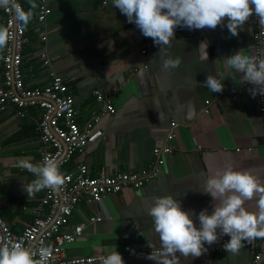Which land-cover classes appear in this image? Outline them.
I'll return each instance as SVG.
<instances>
[{
  "label": "crops",
  "instance_id": "obj_1",
  "mask_svg": "<svg viewBox=\"0 0 264 264\" xmlns=\"http://www.w3.org/2000/svg\"><path fill=\"white\" fill-rule=\"evenodd\" d=\"M48 3L47 50L53 64L44 66L35 53L26 52L25 81L44 87L50 84L52 71L65 76L81 126L94 111L101 110L95 89L111 96L117 107L115 114L102 118L104 135L89 145L83 156L74 155L63 172L74 170L82 160L92 176L138 171L151 164L156 147H172L170 154L163 155L165 164L158 176L142 188L109 194L100 203L85 198L78 204L65 231L72 233L78 224H85V228L81 237L67 245L68 257L100 255L114 249H151L150 244L159 248L147 213L153 198L173 195L184 210H195L198 216L207 209L211 214L214 201L203 188L205 180L217 171L229 167L249 171L264 183L259 94L253 97L249 92L253 86L241 82L242 74L229 71L225 65L226 56L240 50L257 56L253 29L259 24L255 14L238 36L223 26L226 19L214 30L178 27L165 51L181 63L165 72L159 46L129 23L111 0ZM25 7H29L28 0ZM28 27L33 51L37 32L32 21ZM205 41L207 48L199 50ZM206 53L207 60L201 59ZM209 74L224 79L222 92H210L203 85ZM27 112L22 120L15 108L0 111V213L17 234L33 222L44 195L42 190L29 200L23 185L34 177L15 167L19 158L39 162L41 157L37 127L41 112L37 108ZM246 206L254 207L251 202ZM94 217L98 219L92 221ZM193 218L199 227L198 219ZM258 247L264 248V241L244 242L238 254L228 253L222 246L217 251L207 248L198 258L177 259L178 264H250ZM147 255L123 259L125 264H155Z\"/></svg>",
  "mask_w": 264,
  "mask_h": 264
},
{
  "label": "clouds",
  "instance_id": "obj_2",
  "mask_svg": "<svg viewBox=\"0 0 264 264\" xmlns=\"http://www.w3.org/2000/svg\"><path fill=\"white\" fill-rule=\"evenodd\" d=\"M26 10L18 0H0V8L14 13L16 25L27 28L35 16L36 0H28ZM111 5L134 23L141 33L159 46L161 68L168 72L180 66L179 58L168 56L165 49L176 37L178 27L190 30L212 29L222 25L225 19L228 32L238 36L240 30L255 14L258 24L264 29V0H111ZM9 43V28L0 25V51ZM207 48V41L200 48ZM198 50V52H199ZM167 56V58H165ZM207 53L201 59L207 60ZM226 68L240 73L241 82L252 85L250 94L264 95V57L247 55L237 51L226 56ZM203 85L210 92H222L224 79L209 74ZM45 141L47 137L44 138ZM15 167L27 171L34 178L25 182L23 190L29 200L44 189L60 191L65 185L60 163L54 156L44 155L39 162L31 157L17 159ZM203 192L210 195L213 210L186 211L173 195H157L147 209L153 220L154 232L159 239V248L149 245L152 251L147 259L155 264H178L177 257L198 258L207 251L205 245L217 243L228 236L223 248L238 254L244 242L252 244L264 239V183L249 171H237L229 167L217 171L205 180ZM251 202L254 207L246 205ZM193 217L199 221L197 226ZM51 246L33 249L17 242L0 243V264H46L51 256ZM39 256V259L36 257ZM101 264H125L119 251H110Z\"/></svg>",
  "mask_w": 264,
  "mask_h": 264
},
{
  "label": "built area",
  "instance_id": "obj_3",
  "mask_svg": "<svg viewBox=\"0 0 264 264\" xmlns=\"http://www.w3.org/2000/svg\"><path fill=\"white\" fill-rule=\"evenodd\" d=\"M18 2L26 9L25 0ZM36 3L37 14L32 20V26L37 32V40L33 47L42 64L52 67L53 60L47 50L46 26L51 8L48 0H36ZM0 25L9 28V43L0 51V111L15 108L18 117L23 120L28 114V108L40 110L41 114L37 120L42 140L40 160L44 155L56 157L65 177V185L60 191L52 192L44 189L41 203L35 209L33 222L20 234L13 232L10 224L0 213V243L17 242L33 249H39L42 245L51 246L52 253L46 264H101L102 258L108 253L82 257L67 256V245L81 237L85 228V224H78L72 233L65 231L74 210L85 198L100 203L109 194L119 193L130 187L142 188L158 176L165 164L163 155L170 154L172 147L168 144L156 147L151 164L138 171L92 176L87 164L82 160L74 170L63 172V167L74 155L83 156L88 146L104 135L100 127L102 118L105 114H115L117 107L111 96L104 94L100 89H95L93 94L101 110L94 111L86 124L81 126L78 122L79 110L74 96L69 92V81L65 76L52 71L51 82L44 87L31 86L25 81L23 63L25 48L30 42L29 27H18L14 13L2 8H0ZM253 35L257 57H264V29L260 25L255 26ZM143 52L145 53L146 50ZM259 109L264 128V95H259ZM45 137H47L46 141ZM97 219L94 217L92 221ZM228 239L230 237L223 236L217 243L205 246L217 251ZM257 240L264 241V239ZM151 251L152 248L119 252L123 258H126L144 256ZM36 259H39V256ZM250 264H264L263 247H258Z\"/></svg>",
  "mask_w": 264,
  "mask_h": 264
},
{
  "label": "trees",
  "instance_id": "obj_4",
  "mask_svg": "<svg viewBox=\"0 0 264 264\" xmlns=\"http://www.w3.org/2000/svg\"><path fill=\"white\" fill-rule=\"evenodd\" d=\"M26 48H27V49H26ZM26 48H25V50H26L25 53H26V52L28 53V52H30V51H31L30 53H32V52L35 53V49L32 48L33 51L31 50V48H30V44H28V45L26 46Z\"/></svg>",
  "mask_w": 264,
  "mask_h": 264
}]
</instances>
